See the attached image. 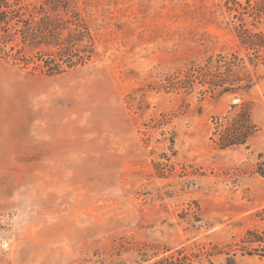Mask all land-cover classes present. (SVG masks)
<instances>
[{
  "label": "rangeland",
  "instance_id": "obj_1",
  "mask_svg": "<svg viewBox=\"0 0 264 264\" xmlns=\"http://www.w3.org/2000/svg\"><path fill=\"white\" fill-rule=\"evenodd\" d=\"M223 2L56 0L38 48L0 31V264H264V49ZM232 53L248 88L179 84ZM243 106L255 132L221 148Z\"/></svg>",
  "mask_w": 264,
  "mask_h": 264
},
{
  "label": "trees",
  "instance_id": "obj_2",
  "mask_svg": "<svg viewBox=\"0 0 264 264\" xmlns=\"http://www.w3.org/2000/svg\"><path fill=\"white\" fill-rule=\"evenodd\" d=\"M56 0H45L41 5L26 4L24 0H0V31L6 33V39L10 40L15 35H21V42L32 48H38L42 41L47 39V33L53 30L62 29L65 22L62 18L54 17L56 8L51 6ZM242 4L240 0H224L223 5L228 11H235L234 18L240 21L237 28L238 38L241 45L251 51V54L257 57L264 49V33H253L245 28L243 16L249 15L254 19L264 18V0H244ZM68 10H66L67 13ZM76 26L81 28L83 23L78 13H73ZM53 16V17H52ZM87 31V30H86ZM86 33V32H85ZM81 30L70 32L65 39L57 38V44L60 50L56 53L59 57L72 48L73 40L81 38L85 34ZM52 35V34H51ZM89 41L93 44V39L87 32ZM74 47V46H73ZM88 59V56H87ZM69 61L68 65L74 66L75 62ZM79 63L85 61V57H79ZM253 65V60H249ZM50 70V66H47ZM70 67V66H69ZM54 70V69H53ZM52 70V71H53ZM245 71V61L237 54L232 53L229 56L218 55L216 60L210 57L204 65L189 69L179 80L180 85H191L195 80L204 82L209 87L224 88L225 91L246 89L250 86L252 78ZM228 85L227 87L225 85ZM233 106L232 108H236ZM217 142L221 148L245 145L248 138L255 132V126L251 122L249 111L243 106L239 112L231 119L225 117L223 122L216 121ZM253 234V233H249ZM259 243L264 244V236H256ZM246 246L242 247L246 251L248 245L252 242L242 241ZM249 243V244H248ZM212 264V263H210Z\"/></svg>",
  "mask_w": 264,
  "mask_h": 264
}]
</instances>
